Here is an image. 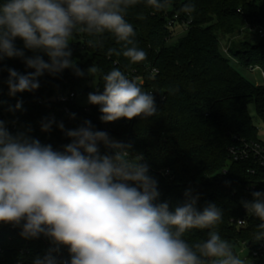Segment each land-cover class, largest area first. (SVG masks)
I'll list each match as a JSON object with an SVG mask.
<instances>
[{"label": "trees", "instance_id": "16d2710c", "mask_svg": "<svg viewBox=\"0 0 264 264\" xmlns=\"http://www.w3.org/2000/svg\"><path fill=\"white\" fill-rule=\"evenodd\" d=\"M3 2L0 0V4ZM160 3L162 7H155L147 0H137L126 9L125 19L135 31V46L146 53L141 62L132 63L124 57V43H118L111 33L102 37L74 33L70 40L71 59L85 76H76L73 69L57 75L45 72L38 78L39 89L12 96L7 85L8 69L20 74L35 70L27 68L22 58L5 57L0 62V119L13 135L23 133L59 152L71 139L58 124L63 123L65 130H74L90 121L94 130L131 144L130 151L143 156L148 174L158 181V202L167 201L174 209L186 199L196 198L199 211L210 203L222 210V219L211 229L186 231V242L193 245L206 241L209 232L215 231L237 257V249L243 246L251 254L264 243V229L259 227L264 222L249 215L243 202L252 201L253 192H264V170L253 158L234 161L230 149L242 141L260 140L250 107H255L264 123V85H255L231 64L223 53L222 42L231 39L227 44L230 56L241 66L264 70V40L252 43L240 39L249 25L264 22V9L257 0ZM175 20L177 24L170 26ZM182 27L186 28L184 35L172 43ZM89 40L100 41L102 47L90 45ZM14 43L25 57L40 54L46 62L49 60L43 53L25 49L19 38ZM109 49L115 52L108 55ZM91 65L98 72L88 76ZM114 68L136 81L144 91L153 92L157 108L153 116L105 123L100 119L99 105L83 108L76 100L68 104L59 101L60 96L77 94L78 88L93 81L95 87H85V94L102 91L103 76ZM53 119L51 130L42 131V122ZM97 147L100 154H111L102 142ZM242 219L247 220L245 226L238 225ZM21 230L19 226L0 223V264H34L52 247L44 236L24 238ZM52 254L56 264H70L67 247L61 246L59 252Z\"/></svg>", "mask_w": 264, "mask_h": 264}, {"label": "clouds", "instance_id": "9594fccd", "mask_svg": "<svg viewBox=\"0 0 264 264\" xmlns=\"http://www.w3.org/2000/svg\"><path fill=\"white\" fill-rule=\"evenodd\" d=\"M136 2L4 0L0 4V62L18 57L35 70L20 74L9 68V95L39 89L38 78L45 72L57 75L73 69L76 76L84 77L85 72L71 59L74 33L94 37L111 33L124 43L123 56L132 63L146 59L132 39L133 26L125 19L126 9ZM147 3L163 6L160 0ZM17 38L25 49L43 53L49 60L40 54L25 57L15 46ZM88 43L102 47L100 41ZM113 52L109 49L108 55ZM97 72L95 65L87 69L88 76ZM103 81V90L87 97L89 104L100 106L102 122L146 119L156 113L153 94L118 68L104 75ZM20 107L18 102L16 108ZM54 123V119L42 122L41 130L50 131ZM58 127L71 139L63 152L23 133L13 135L0 119V223L21 227L24 238L42 235L49 240L52 247L34 264H56L52 253L61 246L68 248L70 264H242L215 231L193 245L183 238L190 229H211L222 219V210L214 203L199 211L196 198H191L170 209L167 201L158 202V181L148 174L143 156L130 151L131 144L94 130L90 121L74 130H65L63 123ZM101 142L111 154H100L97 145ZM252 196L243 206L264 222V192ZM259 227L264 229V223Z\"/></svg>", "mask_w": 264, "mask_h": 264}, {"label": "built area", "instance_id": "2783aa9c", "mask_svg": "<svg viewBox=\"0 0 264 264\" xmlns=\"http://www.w3.org/2000/svg\"><path fill=\"white\" fill-rule=\"evenodd\" d=\"M175 19H178V17H175ZM175 23L177 24V21H171L170 26H174ZM246 31L249 33L256 34L257 37L260 39V41L264 40V22L257 25V26H251L249 25L246 28ZM224 54H227V56H230L229 47L226 48V46H223L222 48ZM251 72L260 71L261 78H262V84L264 85V70L257 66H251L248 68ZM157 73L158 71H154ZM153 94V92H151ZM154 96V94H153ZM77 99L76 93H70L68 95H62L59 97V101L63 104H68L72 100ZM89 111L88 109H86ZM69 110H67L68 112ZM237 139V138H236ZM230 155L233 158L234 161H245L252 159L264 170V142L259 141H242L239 146H234L230 149ZM251 215V213H249ZM247 223L246 219L239 220L238 225L239 226H245ZM242 248V247H241ZM243 248L247 251V255L244 257L243 260H241L244 264H264V243L261 244V247L255 251H252L251 254H249L247 248L243 246Z\"/></svg>", "mask_w": 264, "mask_h": 264}, {"label": "rangeland", "instance_id": "374dc122", "mask_svg": "<svg viewBox=\"0 0 264 264\" xmlns=\"http://www.w3.org/2000/svg\"><path fill=\"white\" fill-rule=\"evenodd\" d=\"M257 3L259 5H261V7L264 9V0H257ZM186 28L182 27V28H178L177 30V34L175 35L174 39L171 41L172 43L177 41V39H179L180 37H182L185 33ZM246 31V29H245ZM247 32V31H246ZM240 39H246L249 40L252 43H258L260 41V39L257 37L256 34L253 33H245ZM231 41V39H224L222 42L223 46H226V48L228 47V43ZM224 53V52H223ZM227 56V54H224ZM228 58L231 61V64L249 81H251L252 83H254L255 85H261L262 82V78H261V73L260 71H255V72H251L249 69L241 66L239 64V62L237 60H235L233 57L228 56ZM96 85V81L90 82L89 84H84L82 87L78 88L77 90V104L80 107L83 108H88L90 107V104L88 103L87 97L88 95L85 94L84 90L85 87H89V88H94ZM250 114L252 116L254 125L258 128L259 131V139L261 141L264 142V123L260 120V118L257 115V112L255 110L254 106L250 107ZM238 258L243 260L244 257L247 255V251L242 247V248H238Z\"/></svg>", "mask_w": 264, "mask_h": 264}]
</instances>
